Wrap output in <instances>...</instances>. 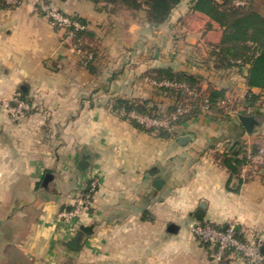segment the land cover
Returning a JSON list of instances; mask_svg holds the SVG:
<instances>
[{"label": "crops", "instance_id": "0c3cea01", "mask_svg": "<svg viewBox=\"0 0 264 264\" xmlns=\"http://www.w3.org/2000/svg\"><path fill=\"white\" fill-rule=\"evenodd\" d=\"M190 1L158 27L143 11L58 8L87 22L90 67L46 16L27 5L0 7V99L17 95L29 106L19 118L0 111V264H209L212 248L191 231L205 224L234 225L264 242V164L248 162L264 145V91L247 87L246 68L215 67L211 46L221 29ZM160 68L199 77L205 94L222 90L219 111L176 125L167 139L113 111L117 99L159 108L164 97L147 74ZM240 116L256 120L251 133ZM225 156L247 163L232 174ZM91 182L92 206L59 220ZM81 227L89 233L72 249ZM225 264L245 263L230 254Z\"/></svg>", "mask_w": 264, "mask_h": 264}, {"label": "trees", "instance_id": "16d2710c", "mask_svg": "<svg viewBox=\"0 0 264 264\" xmlns=\"http://www.w3.org/2000/svg\"><path fill=\"white\" fill-rule=\"evenodd\" d=\"M45 1L48 3V0ZM87 1L95 6L102 4L104 8L110 7L113 11H124L132 15L143 11L146 22L158 27L169 20L173 10L184 0ZM234 1L191 0L190 8L192 11L205 15L210 22L217 24L221 29L220 41L211 46V55L214 57L215 67L220 69L236 68L238 70L246 68L245 81L247 87L264 91V15L262 14L264 0H239L244 2L243 5H236ZM8 6L10 5L6 4L4 0H0V7L5 8ZM71 17L86 28L74 31V36L68 41L75 50L85 53L83 55L85 63L83 64L90 67L95 59L96 51L85 42V38L92 37V33L87 28L88 25L84 19L77 15ZM206 27L210 28L211 24L208 23ZM89 54L92 55V58L87 60L86 57ZM147 78L156 84L164 81L176 84L170 87L153 85L161 97L170 98L172 101V104L167 106L165 115H161L158 106L149 100L117 99L114 101L112 109L117 114H121L138 130L156 131L161 138H170L174 135L173 127L193 119L203 112L202 109L205 106L207 111H219L218 101L224 98L222 90L211 89L206 94L203 93L199 86V77L187 72L175 71L171 68H160L149 71ZM250 97L256 99L253 94ZM178 110L182 112L179 114L177 113ZM133 113L150 119H164L169 128L147 127L132 118L130 115ZM173 115H175V119H173ZM223 163L232 174H235L240 166L247 163V159L246 157L238 159L225 156ZM87 188L84 194L87 192Z\"/></svg>", "mask_w": 264, "mask_h": 264}, {"label": "built area", "instance_id": "2783aa9c", "mask_svg": "<svg viewBox=\"0 0 264 264\" xmlns=\"http://www.w3.org/2000/svg\"><path fill=\"white\" fill-rule=\"evenodd\" d=\"M10 6L27 5L35 12H39L46 16L49 21L57 28L65 32L66 38L71 39L74 36V31L84 30L86 27L79 21L73 19L70 15L62 13L59 10L51 8L45 0H4ZM236 5H243V1L235 0ZM78 55L83 53L76 50ZM87 60L92 58L89 54ZM155 86L170 87L176 84L164 81ZM29 110L28 104L23 102L19 96L13 95L8 99H0V111H3L14 118H19L24 112ZM203 111H207L206 106ZM178 110L177 113H181ZM134 115V116H133ZM131 116L138 122L149 127L169 128L165 120L150 119L147 117H139L136 114ZM175 119V115L172 116ZM248 160L254 167L264 164V146L257 149L255 153L248 152ZM96 183L91 182L87 188V192L82 195L73 205L72 209L62 211L58 214L59 220H70L76 218L81 213L87 211L93 203V195L96 190ZM197 240L204 245L212 248V254L209 264H225L227 257L232 254L236 258L244 261L245 264H264V254L261 252V243L259 240L248 235L247 230L241 229L237 231L234 225L225 228L216 227L213 225H197L191 229Z\"/></svg>", "mask_w": 264, "mask_h": 264}, {"label": "rangeland", "instance_id": "374dc122", "mask_svg": "<svg viewBox=\"0 0 264 264\" xmlns=\"http://www.w3.org/2000/svg\"><path fill=\"white\" fill-rule=\"evenodd\" d=\"M61 1V2H60ZM59 2H53V1H51V0H48V4L51 6V8H53V9H55V10H58V8L60 9H62V11H64V12H66V11H68V12H73V11H78V12H80V13H82V14H85V15H89V14H91L93 11H92V7H93V4L91 3V2H89V1H87V0H73V1H71V0H69L68 2H64L65 0H60ZM98 6H102V4H100V5H98ZM69 7V10L67 9ZM60 11V10H59ZM63 13V12H62ZM140 14H141V16H144L145 14H144V12H140ZM68 15V14H67ZM70 16H72V15H70ZM140 16V15H139ZM47 18V17H46ZM48 19V18H47ZM121 19H125L124 17L122 18L121 17ZM49 20V19H48ZM120 24V23H119ZM87 28H88V26H87ZM57 29H59V30H61L60 28H57ZM88 38V37H87ZM85 40H86V38H85ZM89 45V44H88ZM91 48H94V46H91ZM85 53H83L82 55H80V60H81V62H82V64L83 63H85V61H83V55H84ZM84 65V64H83ZM148 79V81H149V83H151L152 85H154L153 84V82L152 81H150V79L149 78H147ZM160 99H164L163 101L162 100H160ZM159 100L161 101V105L159 106V109H160V114L161 115H165V113H166V110H167V106H168V104L170 105V104H172V101H171V99L170 98H160ZM164 101H167L168 103H165ZM207 112V111H206ZM134 114V113H133ZM137 115V114H136ZM131 116V115H130ZM134 116V115H133ZM139 117H145V116H141V115H138ZM132 117V116H131ZM133 118V117H132ZM161 121L162 120H164V119H160ZM147 127H149V126H147ZM262 146H264V145H262ZM9 254H11V252H8ZM12 255V254H11Z\"/></svg>", "mask_w": 264, "mask_h": 264}, {"label": "water", "instance_id": "95a60500", "mask_svg": "<svg viewBox=\"0 0 264 264\" xmlns=\"http://www.w3.org/2000/svg\"><path fill=\"white\" fill-rule=\"evenodd\" d=\"M240 121H241V123H242V125H243V127L247 133H251L253 131L254 126L257 124L256 120L251 116H240ZM188 139L189 138L187 136H183V137L178 138L179 142L182 144L187 142ZM79 167L83 170L88 168V162L85 159H83L80 162ZM49 179H50V177L47 175L44 183H46ZM161 183H162L161 180L156 179L154 181L153 186L158 189L160 187ZM203 207H204V205L200 204V207L195 214V217L198 218L199 220L202 218V215H203V210H202ZM80 232L87 234V233H89V229L81 227L79 233L73 239H71L68 242L69 247H71L72 249L78 248V241L82 235ZM261 252L264 254V242H262V244H261Z\"/></svg>", "mask_w": 264, "mask_h": 264}]
</instances>
